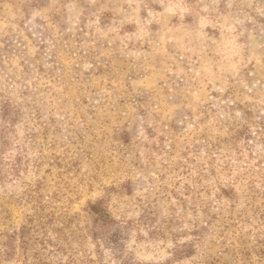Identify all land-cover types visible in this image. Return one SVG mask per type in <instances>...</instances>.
Returning a JSON list of instances; mask_svg holds the SVG:
<instances>
[{
	"label": "rangeland",
	"instance_id": "rangeland-1",
	"mask_svg": "<svg viewBox=\"0 0 264 264\" xmlns=\"http://www.w3.org/2000/svg\"><path fill=\"white\" fill-rule=\"evenodd\" d=\"M0 264H264V0H0Z\"/></svg>",
	"mask_w": 264,
	"mask_h": 264
},
{
	"label": "trees",
	"instance_id": "trees-1",
	"mask_svg": "<svg viewBox=\"0 0 264 264\" xmlns=\"http://www.w3.org/2000/svg\"><path fill=\"white\" fill-rule=\"evenodd\" d=\"M91 210L99 215V218L101 219H105L107 216V213L105 212V210H103V208H101V201H98L94 204L91 205Z\"/></svg>",
	"mask_w": 264,
	"mask_h": 264
}]
</instances>
